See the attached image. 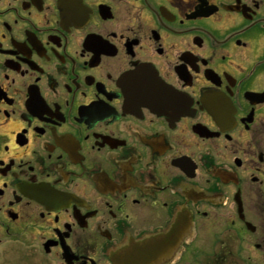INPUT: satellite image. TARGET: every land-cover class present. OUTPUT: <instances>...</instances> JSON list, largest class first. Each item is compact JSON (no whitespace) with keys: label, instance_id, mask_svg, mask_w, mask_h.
I'll return each instance as SVG.
<instances>
[{"label":"flooded vegetation","instance_id":"flooded-vegetation-1","mask_svg":"<svg viewBox=\"0 0 264 264\" xmlns=\"http://www.w3.org/2000/svg\"><path fill=\"white\" fill-rule=\"evenodd\" d=\"M0 264H264V0H0Z\"/></svg>","mask_w":264,"mask_h":264}]
</instances>
